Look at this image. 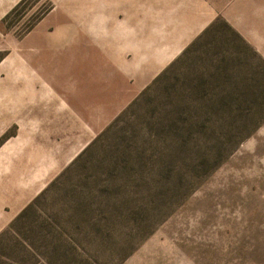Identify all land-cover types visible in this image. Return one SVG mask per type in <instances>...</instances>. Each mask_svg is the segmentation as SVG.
Wrapping results in <instances>:
<instances>
[{
    "label": "rangeland",
    "instance_id": "obj_1",
    "mask_svg": "<svg viewBox=\"0 0 264 264\" xmlns=\"http://www.w3.org/2000/svg\"><path fill=\"white\" fill-rule=\"evenodd\" d=\"M4 1L0 148L35 152L48 183L29 203L63 177L0 230V264H264V0H194L174 24L103 21L107 0ZM213 22L146 94L154 78L115 94L134 91L123 50L148 65L186 40L164 70ZM176 116L182 141L163 134Z\"/></svg>",
    "mask_w": 264,
    "mask_h": 264
},
{
    "label": "crops",
    "instance_id": "obj_2",
    "mask_svg": "<svg viewBox=\"0 0 264 264\" xmlns=\"http://www.w3.org/2000/svg\"><path fill=\"white\" fill-rule=\"evenodd\" d=\"M107 0L109 8V17L106 20L112 21V10L116 15V22L128 24L135 22H146L148 15L160 16L153 21L162 23H181L189 22L191 17L195 18L196 6L194 0ZM156 3L154 4L153 2ZM10 5L9 2L0 0V7ZM106 4H101L104 6ZM165 17V18H164ZM187 43L186 40L182 42L180 47L174 52L165 50L163 54H156L150 60L148 65L145 62V56H138V58H131L129 61L125 57H121V64L119 69L126 72L131 68L137 70L133 86L134 91L128 90L126 87H121L115 94L118 97H123L126 100L133 98L139 90L146 87V85L163 69V67L173 58ZM108 54H113L108 52ZM111 57V56H110ZM113 59V56L111 57ZM131 67V68H130ZM132 79V78H131ZM129 92V93H128ZM118 100V99H116ZM2 117V116H1ZM4 122L0 120V130L3 129ZM33 128V127H32ZM28 145L18 146L9 142L0 148V230L16 216L34 197L39 193L48 183L46 179L42 178L41 172L36 173L35 152H30ZM25 148H27L25 150ZM25 150V151H23ZM22 151V152H21ZM26 161L27 168L24 172H20L19 164Z\"/></svg>",
    "mask_w": 264,
    "mask_h": 264
},
{
    "label": "trees",
    "instance_id": "obj_3",
    "mask_svg": "<svg viewBox=\"0 0 264 264\" xmlns=\"http://www.w3.org/2000/svg\"><path fill=\"white\" fill-rule=\"evenodd\" d=\"M213 24H214V22L213 23H211V24H209L202 32H201V34H199L192 42H190L183 50H182V52L180 53V55L177 57V58H175V60L173 61V62H171V64L168 66V67H166L164 70H162L153 80H152V82L140 93V95L141 96H143L144 94H146L148 91H150L151 89H152V87H154V86H156V85H158V83L159 82H162V80L163 79H165L166 78V76H167V74L172 70V67L174 66V64L176 63V62H178L179 60H181L184 56H187L192 50H193V48H194V46L196 45V44H198L199 42H201L200 41V39H202L204 36H206V35H208L209 34V32L211 31L210 29L212 28V26H213ZM224 44L226 45V46H228V45H230V43L228 42V41H224ZM231 44H232V42H231ZM218 69H223V68H218ZM224 70V69H223ZM204 83V82H203ZM203 85L204 84H200V83H198V86L197 87H199L200 89L202 88L203 89ZM166 94V96L165 97H168V102H169V104H173V102L175 101V99L174 98H172L173 99V101H171L169 98L171 97L170 96V93H165ZM179 94V92L177 93V95ZM139 95V96H140ZM176 95V98H179L178 96ZM160 96L162 97L163 95L162 94H160ZM138 98V97H137ZM136 103V100H134L128 107H130V106H132V105H134ZM182 103H186V102H182ZM183 108H186V107H178V109H176L175 111H178V110H181V109H183ZM176 117H178V119L177 120H173L171 123H169L168 124V126L170 125V126H172L171 128H170V130H165V131H163V134H178L179 136L177 137L179 140H183V138L185 137V135H183V134H179V132H178V130L180 129V128H182L181 126L182 125H184L185 123H187L186 121H188V122H191V121H189V120H187V118H185V117H181V118H184L185 120H183V119H181L179 116H176ZM210 118V117H209ZM208 118V119H209ZM119 119V117L117 116V119H115L114 121H113V123L114 122H116L117 120ZM208 119H206L205 121H201V122H199V123H201V124H208V122H207V120ZM113 123H111V124H113ZM193 123H197V124H194V126H197L198 125V122H193ZM189 124V123H188ZM190 125H193L192 123H190ZM111 125H109V127H110ZM167 126V125H166ZM108 127V128H109ZM167 128H169V127H167ZM200 129H204V125H202V126H200L199 127ZM164 130V129H163ZM203 132H207V131H203ZM202 132V134H201V136H194V135H192V136H190L191 137V139H192V137H194V139L196 140L198 137H205L206 136V134L205 133H203ZM186 135H191L190 133H187ZM96 139V138H95ZM93 140L87 147H85L82 151H81V153H79L74 159H73V161L71 162V164L67 167V169L68 168H70V166H73L76 162H78L79 160H80V158L84 155V154H86V152H88V150L90 149V147H91V145L96 141V140ZM189 142V140H187L186 142H184V144H186V143H188ZM63 177V174L61 173V175H59V178L57 177L54 181H52L49 185H48V187H46L31 203H29L21 212H20V214L17 216V218H16V220L13 222V223H11V225L9 226V228H12V224H13V229L16 227V224L18 223V222H20V220H22L25 216H26V214L28 213V211L30 210V209H32V207H33V205H35L36 204V202H37V200H39L44 194H45V192L52 186V185H54V183L58 180V179H60V178H62ZM10 230V229H9ZM5 233H2V234H0V238L4 235Z\"/></svg>",
    "mask_w": 264,
    "mask_h": 264
}]
</instances>
